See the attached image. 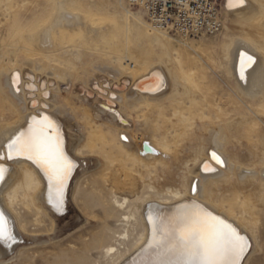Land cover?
<instances>
[{"label": "rangeland", "instance_id": "374dc122", "mask_svg": "<svg viewBox=\"0 0 264 264\" xmlns=\"http://www.w3.org/2000/svg\"><path fill=\"white\" fill-rule=\"evenodd\" d=\"M19 1L25 2L26 8L28 9L25 12L21 13L22 17L19 20H17V18L14 17L15 14H13L11 20H9L6 23L4 15H3V10L0 9V30H2V32L4 33V38H3L4 39V46H3L4 49L0 50V63H1L0 70L3 69L2 67H4L10 59L9 65H10V70L13 71L12 77L17 73L19 74L18 83L16 84L12 83V85L16 89L21 90L23 88V84L21 82L23 79L30 83L29 85V83L25 81V83L27 84L26 92H28L29 94V98H30L29 101L32 102L31 107H33V105H36L35 106L36 109L37 108L40 109L42 108V106L45 105L46 106L45 108H48V110L50 111L49 112L46 109V113L50 116L53 115L56 121H59V122L63 121L64 123L67 121V123L69 122L70 124L73 125V119L74 120L76 119V121H78L79 124L82 125V127H87L88 119L86 115V110L90 109L89 102H91V104L93 103L94 105L97 101H99L98 96L102 94L106 96L105 90H107V88L109 91L112 90L113 93L115 91H118L116 90V87L118 86L117 80H112L113 78L110 76V75L112 76L114 75L113 67H115V66H112L111 62L109 61L112 53L119 54L120 56L126 57V60L124 62L126 66L128 65H129L128 67L136 66V68H139V73H142L143 68L140 69V67H138L137 60L134 59V55L132 54L133 51L140 49L141 44L139 43L138 40L136 41V38L135 40L132 38V41H129V39L131 40V38L125 35L123 30H121V27L119 26L120 13L124 12V10L118 11L117 8H115L114 6L108 5V4L106 5V0H66V1L61 0L60 2L61 5L59 4L60 6L58 4H54L53 2L54 0H19ZM221 1L226 3L227 0H221ZM124 3L127 6L130 5L128 0H124ZM128 8L131 12L136 13V14H138V12L140 11L139 14H141L143 21L147 23L150 27L148 28V31L152 33L154 32V30L151 28V24L146 14L142 12L143 10H140L137 8H131L130 6ZM56 10H58V12ZM64 10L66 11V13ZM62 13H65V14H62ZM69 15H71L73 20L71 17H69ZM61 16H63L64 18ZM227 18H228V12H227V9H225L224 29L221 34L216 35V36H212V37L203 36V37L193 38V37H183V36L176 35V34L166 35L167 37L172 39V42L175 47V51L177 54H179V56H181L182 61H183V66L181 68H177V69L174 68L173 71H171L172 73H171V77L169 80H171V78H172L171 81H175L177 79L176 82H178V84L182 85V87L185 85L184 87L185 89L188 90L187 92L188 95L187 96L183 95L184 98L182 97V95H179L178 96L179 98L176 99V103H174L173 101L174 99L173 95L175 92L174 84L173 83L171 84V81L168 80L170 84H168L166 88L163 90L165 96L160 98L158 100L159 102L157 101L156 103L151 104V106L153 105L152 107L150 106L151 109L149 108L146 109L147 105L144 101L136 102L134 105V103L129 102L128 100L126 101L124 98L122 99L120 98L119 100L121 101L117 103L116 100L112 98L111 96L109 98L110 99L109 104L112 103L111 105H113L114 103H117L118 106L121 104L120 110L122 111L121 112L122 118H124L125 123L128 122V124L130 125L129 126L127 124L129 127L128 133L132 131L128 135L131 137V135L133 134L134 136L132 135V139L133 140L136 139L134 141V146L128 147L126 149L128 151L126 152L121 151V149L119 148V141H118V132H117L118 128L115 127L114 125L110 126V124L106 122V118H104L103 119L104 124L102 126V130H103L102 134L101 135L94 134L92 136V139L89 141V143H86L87 148L84 149V153L88 155L91 159V166L89 165V169L91 171L88 169L87 170L88 173L85 174L86 170L83 172L81 168L78 169V173H77L78 175L75 180L76 182H73L72 183L73 186L71 185V187H69V191H71L70 190L71 188H72V191L70 193V198H69L70 202L68 206V211L67 213L64 214L65 217L59 219L60 221H58V219L57 221L55 220V223H54L53 221H51L52 218L45 220L42 216H36L34 213L29 212L28 210H25L22 207V205L21 206L19 205L16 209L19 215V226L20 227L22 226L21 227L22 230L20 229L21 235L23 236V240L21 241V243L25 242L23 244L26 246L20 243L19 246L16 247V249L14 250L12 258L10 259L11 261L8 260V262L7 261L1 262L2 264H116L124 255H126L129 252L131 248L132 239L137 238L139 235H141L142 227H137L135 225L134 220H131L130 222H126L125 216H128L130 214L129 209L122 211L117 208V206L114 204L113 194L111 193L110 190H108L106 185L112 184V186H114V189H115L114 191L118 193L119 198L121 197L129 198L130 196L129 199L131 200L133 199V196L135 195V193L141 192L144 189L142 187H144L146 183L147 184L149 182H152L153 184L156 183L155 186L157 185L158 187H160L161 185L167 183L168 180L169 181L172 180V177L177 174L176 169L178 168V165L176 163V159L179 157V155L181 157L184 155L185 157L189 155V152H190L189 150L191 147L190 145H192V143L194 142L192 138L193 133L198 131V129L199 131H201V128L205 123L204 120L202 121V118L204 117L207 118L208 116L214 118V117H217L216 115L218 114L223 116L225 114L230 115L234 113V110L238 107L237 106L238 100L235 94L222 80L224 77L223 75L224 72H223V68L221 64L222 62L220 58L221 57V54H220L221 43L225 41V36L227 34L234 35L235 37L244 36V34L241 31H239L237 28L235 29L234 27H231L230 32H228L227 31V27H228ZM58 23L60 24V26ZM225 23L227 24L225 25ZM113 28L115 30H113ZM64 30H66L68 33L64 32ZM245 30L247 31L245 35H248V33H252L251 29L246 28ZM38 35H40V38ZM116 37L117 38L121 37V38H118L119 40H117ZM135 42L136 44L137 43L138 44L136 45ZM7 43L9 44L11 43L15 46L10 44V46L12 47L9 46V48H5ZM184 43L185 45L191 47L192 49L196 50L199 54H201L203 59L206 61V64L202 62L195 63L193 59V56L195 54L189 50L190 48H186L183 45ZM89 44L91 45V47L88 46ZM80 45H83V47ZM18 49H19V52H17ZM78 55H82V60L84 62L82 60H77ZM5 56L6 58H4ZM13 56H14V59H13ZM2 64H4V66ZM29 64H30V67H29ZM97 65L100 67V69H98L99 67H97ZM104 65L107 66V68ZM101 67L102 68L105 67V68L101 69ZM43 68L45 71L47 70L46 73L44 70H42ZM28 70L29 72L31 71L30 72L31 74L27 72ZM32 75L34 76V78ZM88 75L90 77H88ZM59 76L60 78L57 79V77ZM101 78L102 79L104 78V80H102ZM41 79L43 80L41 81ZM50 79L51 81L52 80L53 81L51 82ZM37 80L41 82L39 83ZM60 82H63V83L61 84ZM94 82H96V84ZM100 82L103 84V86ZM30 86L32 87V89H29ZM169 88L171 89V91H169L170 90ZM29 91H31V93ZM59 91L60 92L62 91V93H60ZM42 97H44L45 99H47L48 97L49 98L45 100ZM170 99L172 101H170ZM61 102H63V104ZM102 102L106 103V100L102 99ZM178 102L179 103L181 102V104H179ZM167 103L168 104L170 103V104L168 105ZM59 104L60 105L62 104L61 107ZM173 104L175 105L176 108L174 107ZM57 105L59 106V108ZM219 106H220V109H219ZM52 107H55V108H52ZM138 107L140 109H138ZM263 108H264V105L260 109L264 111ZM175 109L181 111V113L183 114H184L183 111L186 110L185 114L186 115L189 114L187 116H190L189 118L190 120H192V117L194 118L200 115L198 118L196 117L193 119L192 122L194 123L190 121L189 125H193V126L195 125L193 130H190L189 128L187 130L186 128L187 126L185 127L184 124H181V125L176 124L174 126V123H172L170 118L172 116L171 113ZM148 110H150V112L152 113L148 112ZM208 110L212 112L209 113ZM221 110H224V111H221ZM63 111L65 113H63ZM5 114L9 115L11 114V112L6 111ZM144 114L145 116L146 115L147 116L145 117ZM155 114H156L157 119H154ZM212 114H214L215 116ZM78 115H80L81 120L79 119ZM142 115L144 118H142ZM130 116H132V120ZM126 117L130 119L128 120ZM133 117H134V120H133ZM136 117L138 119H135ZM199 119H200V122H199ZM136 120L137 121L140 120L138 122L139 125L136 122ZM167 121L169 123H167ZM175 127L177 128L175 129ZM150 128L153 129V131ZM184 128H186V130ZM136 131H138V133ZM170 131L173 132V134ZM66 132L70 134L71 129L67 128ZM152 132H153V135L150 134ZM177 133L179 134V136ZM142 139H143V142H142ZM179 140L181 141L179 142ZM151 141L153 144H155V145L152 144V147L155 150V154H153V158H151V162L149 164H146V163L140 164L139 157L143 153L141 148L145 146L147 143L149 145ZM143 143H146V144H143ZM97 144H98V147H97ZM108 145L110 147H107ZM163 145L165 146L164 150L167 149L166 147L168 146L167 157L165 156L166 154L165 152L167 150H165V152L163 151V147H164ZM169 145L171 146L170 148H169ZM136 147H139V148L136 149ZM159 147L161 150L159 149ZM105 148H106V151L104 150ZM107 148H109L110 150ZM171 148H173L176 151V153L175 151H173V149L172 151L169 150ZM228 148L231 150L234 147L229 146ZM162 151L164 153H162ZM127 153H129V157ZM125 157H127V159L129 158V160L131 159V161L130 162L129 160L126 161ZM155 158L156 159L158 158V160H156ZM133 159L136 160L134 161L135 163H132ZM98 161L102 163V166L101 165L99 167L97 166ZM155 161H159V162L155 163ZM162 163H164V166ZM125 166H127L128 168L132 167L131 169H134L135 173H134V170L130 171L129 169H126L127 167L125 168ZM169 166L170 168L172 167V173L170 172V168H168ZM174 171L176 172L174 173ZM114 173H116L115 174L116 176L114 175ZM151 175L153 177L152 181L149 180V176ZM137 176L139 177L137 178ZM160 176L162 177L164 176L163 178L161 177L163 181L160 180ZM158 178H159V181H158ZM155 179H156V182H155ZM159 182H161L162 184ZM122 183L124 184L122 185ZM140 183H143V184H140ZM75 186L77 187L75 188ZM221 187H222L221 185L217 186V190L221 191L222 189ZM132 188L134 189L133 193L131 191ZM74 191H77L76 196H75ZM124 191L126 193H124ZM68 196H69V192H68ZM221 200H222L221 196L218 195L216 197V201L221 202ZM228 200H229V203H226ZM222 202H223V207L226 210L227 209L230 210V212H232L234 215L238 212L235 216L240 218L241 220V216L240 215L237 216L240 213L239 212L240 210H239V206L236 203V199L233 195L229 197L228 199H223ZM24 228L26 231L24 230ZM125 233H129L130 240H126V244L120 246V243L122 242V238ZM256 237H257L256 245H255L254 240H252V245H253V248H256L257 251L250 256L246 264H264V214H261L259 216V222L257 223ZM49 239H51L52 241H50ZM112 247L116 248L118 250V253L111 254V252H109V248H112Z\"/></svg>", "mask_w": 264, "mask_h": 264}, {"label": "bare ground", "instance_id": "6f19581e", "mask_svg": "<svg viewBox=\"0 0 264 264\" xmlns=\"http://www.w3.org/2000/svg\"><path fill=\"white\" fill-rule=\"evenodd\" d=\"M128 1L130 4L129 6L131 8H137V9L143 10L142 12L146 14V12L144 11L143 8L138 7L137 4H134L130 0H128ZM53 2H54V4L59 5L61 0H54ZM107 4L114 6L115 8H117L118 11L124 10V12L120 13L119 26L121 27V30H123L125 35H127V36H129V38H131V40L129 39V41H132V38L134 40L136 38V41L138 40L139 43L141 44L140 49L133 51L134 53L132 52V54L134 55V59L137 60L138 67H140V69L143 68L142 73H139V68H136V66H132V67L131 66L128 67L129 65L126 66V64L124 63L126 60V57L120 56L119 54L112 53L109 61L111 62V65L115 66V67H113L114 68V72H113L114 75L113 76L110 75V76L113 78L112 80H117L118 86L116 87V90H118V91H115L113 93L112 90L109 91L107 88V90H105L106 96H104L101 93L102 95L98 96L99 101H97L94 105H93V103L91 104V102H89L90 109L86 110V115H87V119H88V123L86 122L87 127H82V125H80L79 122L76 121V119L75 120L73 119V125H72L69 122L67 123V121L65 123L63 121H60V122L56 121L53 115L52 116L49 115L57 123V125L61 129L62 135L64 138L65 151L68 154V156L70 157V159H72L76 164V167H75L70 179L67 181V187L65 190V205H64V211L62 213L55 212L51 208V206L47 203V180L44 178L43 174L39 171V169H37L30 161L22 160V159L17 160V161H7V160L2 161L3 163L6 164L7 167L10 168V173H9V175L6 176L5 182L3 184H0V211H4L5 214L8 216V218L10 219V221L12 222L14 234L17 237L18 243L15 244L12 249H7L4 246L0 245V263L6 262V261L8 262V260H10L12 258L13 253H14V250L16 249V247L19 246V244L23 240V236L21 235V232H20V229L22 230V228H21L22 226L21 227L19 226V215H18V211L16 208L19 205L20 206L22 205V207L25 210H28L29 212L34 213L36 216H42L45 220L52 218L51 221H53L54 223H55V220L57 221V219H58V221H60L59 219L65 217L64 214L67 213V211H68V206H69V202H70L69 198H70V193L72 191V188L70 189L71 191H69V187H71L73 182H76L75 180H76V177L78 175L77 174L78 169L81 168L83 172L86 170L85 174H87L88 173L87 170L89 169V165L91 166L90 157L84 153V149L87 148L86 143H89V141L92 139V136L94 134H99V135L102 134V132H103L102 126L104 124L103 119L106 118V122L108 124H110V126L114 125L115 127L118 128L117 132H118L119 148L123 152L128 151L126 149L128 147L134 146V141L136 139L135 140L132 139L133 134L131 135V137L128 135L132 131L130 130L131 132L128 133V128H129L128 125L129 124H128V122L125 123L124 118H122V114H121L122 111L120 110L121 104L119 106L117 104L118 102L121 101L119 99L124 98L126 101L128 100L129 102L134 103V105L136 102H143L144 101L147 105L146 109H148V108L151 109L150 108L151 104L156 103L160 98L165 96L163 90L166 88V86L168 84H170L168 82V80L171 77V73H172L171 71H173L174 68L177 69V68H181L183 66L182 58H181V56H179V54L176 53L172 39H170L169 37L166 36L167 34H171V33L154 27L150 21L149 22L151 24V28L154 30V32L153 33L149 32L148 28H150V27L147 23H145L143 21L141 14H139L140 11L138 12V14L131 12L128 8L129 6H127L124 3V0H106V5ZM225 4L227 7L225 6ZM223 6H224V9H227V12H228L227 31L230 32V28L234 27L235 29L237 28L239 31H241L244 34V36H240V37H235L234 35L227 34L225 36V41L223 43H221V52H220V54H221L220 58H221V62H222L221 64H222V68H223V72H224V74H223L224 77L222 80L231 89V91L235 94V96L237 97V100H238L237 106L238 107L234 110V113H232L230 115L225 114L226 116L225 115L222 116V115L218 114V115H216L217 117H214V118L209 117V116L207 118H205V117L202 118V121L204 120L205 123L202 126L201 131H199V129H198V131L193 133L192 138H193L194 142L192 143V145H190L191 147L189 146L190 147L189 155L186 157H185V155L182 157L179 155V157L176 159V163L178 165V168L176 167L177 168L176 169L177 174L172 177V180H170V181L168 180L167 183L161 185L162 183L159 182V183H161L160 187H158L157 185H156L157 186L156 187L155 186L156 183L155 184H153L152 182H149L148 184L146 183L144 187L141 186L144 189L141 192L135 193L132 200L129 199L130 196H129V198H126V197L125 198H122V197L119 198L118 193L116 191H114L115 190L114 186H112V184H110L111 186L109 184L106 185L108 190H110L111 193L113 194L114 204L117 206V208L119 210H122V211L129 209L130 214L128 216H125L126 222H130L131 220H134L135 225L137 227H142L141 235H139L137 238L132 239L131 248H130L129 252L126 255H124L116 264H141V261L143 260V254H142L143 248L146 246L148 240L151 239L152 225L148 222V217L150 214H154V213L158 212L165 217L172 216L177 211L178 207H180L186 203L190 204L192 202H198L199 204L204 206L207 210H209L213 214L219 215L222 218L226 219L228 222H230L234 226H236L242 235H245L249 239L250 248H249L245 258L243 259L242 264H246L248 262L250 256L257 251L256 248H253L252 240L255 241V245H256L257 223L259 222V216L261 214H264V111L262 109H260L264 105V0H245V4L243 6L233 5L231 7L229 6V0H227L226 3L223 2ZM0 9L3 10V15H4L6 23L9 20H11L13 14H15L14 17L17 18V20H19L22 17L21 13L28 10L26 8V3L23 1H19V0H0ZM56 11L58 12V10H56ZM65 13H66V11H65ZM65 13H62V14H65ZM55 16H56V14H55ZM61 17H63V16H61ZM69 17H71V15H69ZM72 20H73V18H72ZM65 21H66V19H65ZM227 23H225V25ZM52 24H53V22H52ZM65 25H67V24H65ZM59 26H60V24H59ZM246 28L251 29L252 33H248V35H245L247 33V31L245 30ZM61 30H63V29H61ZM113 30H115V29L113 28ZM254 31H255V33H254ZM64 32H67V31L64 30ZM222 32H223V30L219 34H221ZM176 35H179V34H176ZM38 36L40 38V35H38ZM180 36H182V35H180ZM183 37H190V36H183ZM3 38H4V33L2 32V30H0V50L4 49L3 48V46H4V39ZM118 38H121V37H118ZM118 38H117V40H119ZM49 39H51V38H49ZM123 39H125V38H123ZM129 41H128V43H129ZM10 44L7 43L5 48H9ZM135 44H136V42H135ZM11 45H13V44H11ZM83 45H80V46L83 47ZM93 45H95V44H93ZM183 45L186 48H190L189 50L195 54L194 55L195 57L193 56L195 63L202 62V63L206 64V61L203 59L201 54H199L196 50L192 49L191 47L185 45V43ZM13 46H15V45H13ZM88 46L91 47L90 44ZM10 47H12V46H10ZM17 52H19V49ZM21 52H23V51H21ZM241 52H247L248 54L255 57V63L252 64L251 67H249L247 69H242L241 59H240V53ZM74 55H75V53H74ZM11 56H12V54H11ZM31 56H33V55H31ZM41 57H42V55H41ZM4 58H6V56ZM13 59H14V56H13ZM2 60H4V59H2ZM77 60H82V55H78ZM9 61H10V59H9ZM9 61L5 66H4V64H2L4 67H2L3 68L2 70H0V154H3L5 156L7 153V149H6L7 141L9 139L13 138L14 135L17 134L19 131L26 130L27 124L31 122L30 117L37 116L39 118V116L47 114L46 109L48 110V108H45L46 107L45 105L42 106V108H40V106H39L40 109H38V108L36 109V107H31L32 102L29 101V99H30L29 94H28V92H26V90H27L26 89L27 84L25 83L26 80L23 79L21 81L23 84V88L19 91H17L16 88L12 85V79L11 78H12V72L13 71L10 70ZM101 61H103V60H101ZM2 62H4V61H2ZM17 62H19V61H17ZM39 62H40V60H39ZM11 63H12V61H11ZM19 63H21V62H19ZM34 63H35V61H34ZM37 63H38V61H37ZM98 63H96V64H98ZM86 64H88V63H86ZM59 66H61V65H59ZM16 67H14V68H16ZM29 67H30V64H29ZM97 67H99V66L97 65ZM105 67L107 68V66H105ZM104 68L101 67V69H104ZM94 69H96V68H94ZM98 69H100V67ZM24 70H25V68H24ZM42 70H44V68ZM111 70H113V69H111ZM46 71H45V73H46ZM27 72H29V70ZM242 74L245 77L243 80L240 78ZM174 76H176V75H174ZM88 77H90V76L88 75ZM33 78H34V76H33ZM59 78H60V76L57 77V79H59ZM154 78H158V81H159L158 87H153V84L156 83V80H154ZM44 79H46V78H44ZM42 80L43 79H41V81ZM102 80H104V78ZM171 80H172V78H171ZM171 80H169V81H171ZM176 80L171 81V84L172 83L174 84V91H175L174 95H173L174 99L171 98V99H173L174 103H176V99L179 98L178 97L179 95H182L183 98H184V96L188 95V93H187L188 90L185 89V87H184L185 85L183 86L184 87L183 88L182 85H180V84H178V82H176ZM50 81H51V79H50ZM27 83H29V82H27ZM60 83L62 84L63 82H60ZM94 83L96 84V82H94ZM112 83H113V81H112ZM29 85H30V83H29ZM102 86H103V84H102ZM98 87H100V86H98ZM109 88H111V87H109ZM29 89H32V87L30 86ZM31 91H29V92L31 93ZM169 91H171V89ZM60 93H62V91ZM111 96H112V98H114L116 100L117 103L113 102L114 103L113 105H111L112 103L109 104L110 103L109 98ZM195 96H197V95H195ZM35 98H37V97H35ZM42 98H44V97H42ZM101 98L105 99L106 103H103ZM112 98H111V100H112ZM188 98H189V96H188ZM190 98H192V97H190ZM47 99H45V100H47ZM54 99H53V101H54ZM171 99H170V101H172ZM40 100H41V98H40ZM164 100H166V99H164ZM68 101H69V99H68ZM33 102H34V100H33ZM160 102H161V100H160ZM57 103H58V101H57ZM61 103L63 104V102H61ZM69 103H71V102H69ZM160 104H162V103H160ZM179 104H181V102ZM61 105H60V107H61ZM196 106H197V104H196ZM10 107H11V109H10ZM49 107H50V105H49ZM174 107H175V105H174ZM52 108H55V107H52ZM58 108H59V106H58ZM131 108H133V107H131ZM138 109H140V108L138 107ZM219 109H220V106H219ZM60 110H61V108H60ZM6 111H10L11 114H9V115L5 114ZM126 111H128V110H126ZM154 111H155V109H154ZM185 111L186 110L183 111L184 112V114H183V113H181V111H179L177 109L173 110V112L171 113L172 116H171L170 120L172 121V123H174V126L176 124H180V125L184 124L185 127L187 126L186 127L187 130H188V128L190 130H193L195 125L193 126V125H189V124H190V121L192 122L193 119L196 118L197 116L194 118L192 117V120H190L189 119L190 116H187L189 114L186 115ZM221 111H224V110H221ZM148 112H150V110H148ZM169 112H171V111H169ZM208 112L211 113L212 111L210 112L208 110ZM63 113H65V112L63 111ZM143 113H144V111H143ZM150 113H152V112H150ZM73 114H74V112H73ZM145 114H144V116H145ZM198 114H196V115H198ZM80 115H78L79 119H80ZM212 115H214V114H212ZM82 116H84V115H82ZM130 117L132 120V116H130ZM134 117H133V120H134ZM137 117L135 119H138ZM139 117H141V116H139ZM154 117H155L154 119H157L156 114ZM142 118H144L143 115H142ZM63 119H61V120H63ZM87 119H86V121H87ZM127 119L129 120L130 118H127ZM200 119H199V122H200ZM84 120H85V118H84ZM164 120H165V118H164ZM167 120H169V119H167ZM139 121L136 120L137 123ZM83 123H85V122H83ZM137 123H135V124H137ZM167 123H169V122L167 121ZM192 123H194V122H192ZM138 125H139V123H138ZM67 128L71 129L70 134H68L66 132ZM176 128L177 127H175V129ZM186 128H184V129L186 130ZM151 130L153 131V129H151ZM163 130H164V128H163ZM157 131H158V129H157ZM136 132L138 133V131H136ZM171 133L173 134V132H171ZM150 134L153 135V132ZM122 136H124L126 140H122V138H121ZM178 136H179V134H178ZM94 138H96V137H94ZM158 138H159V136H158ZM163 140H165V139H163ZM152 141L149 143V145H148V143L147 144L143 143V144H146L145 146H148L149 148L153 149ZM180 141L181 140H179V142ZM142 142H143V139H142ZM162 142H164V141H162ZM154 143H156V142H154ZM165 143H167V142H165ZM102 145H104V144H102ZM153 145H155V144H153ZM90 146H88V147H90ZM145 146H143L142 148L140 147L142 152L144 153V154L142 153V155L139 157L140 158V160H139L140 164H145V163L149 164L151 162V158H153V152H151V151L146 152L144 149ZM229 146L230 147L233 146L234 148H232L230 150L228 148ZM97 147H98V144H97ZM107 147H110V146L108 145ZM170 147L171 146L169 145V148ZM137 148H139V147H136V149ZM164 148H165V146L163 147V151L165 152V150H167L165 152L166 153L165 156L167 157L168 146L166 147L167 149L164 150ZM174 148H175V146H174ZM177 148H176V150H177ZM107 149H109V148H107ZM159 149H160V147H159ZM172 149L173 148H171L169 150L172 151ZM104 150L106 151V148ZM163 151H162V153H164ZM173 151H175V150L173 149ZM213 151H215L217 153V155H219L220 158L224 161L223 165L216 164L215 161L212 160L211 152H213ZM109 152H107V153H109ZM162 153H160V154H162ZM175 153H176V151H175ZM127 154L129 157V153H127ZM132 155H133V153H132ZM173 155H174V153H173ZM125 158H126V161L129 160V158L128 159H127V157H125ZM159 158H160V156H159ZM156 160H158V158ZM160 160H162V159H160ZM168 160H169V158H168ZM172 160H174V159H172ZM130 161H131V159L129 160V162ZM134 161H136V160L133 159L132 163H135ZM157 162H159V161H155V163H157ZM112 163H114V162H112ZM170 163H171V161H170ZM162 164L164 166V163H162ZM205 164H207L210 168L214 169V171H204V165ZM100 165L102 166V163L100 161H98L97 166L99 167ZM103 165H104V163H103ZM166 165H168V164H166ZM126 167L127 166H125V168ZM131 168L132 167H130V168L127 167L126 169L133 171L134 169H131ZM168 168H170V166ZM176 171H174V173ZM158 172H159V170H158ZM170 172L172 173V167L170 168ZM134 173H135V170H134ZM85 174H84V176H85ZM115 174L116 173H114V175ZM166 174H168V173H166ZM115 176H113V177H115ZM138 177L139 176H137V178ZM161 177L162 176H160V180L163 181L162 178L164 176L162 178ZM234 178H235V180H234ZM80 179H81V177H80ZM165 179H167V178H165ZM149 180H151V181L153 180L152 175L149 176ZM232 180H234V181H232ZM158 181H159V178H158ZM155 182H156V179H155ZM105 183H106V181H105ZM123 184L124 183H122V185ZM140 184H143V183H140ZM194 185L197 188V191H195V192L192 191V188ZM219 185L222 186L221 187L222 189L220 188L221 191L217 190V186H219ZM76 187L77 186H75V188ZM133 187H135V186H133ZM133 190L134 189L132 188L131 189L132 193L134 192ZM68 192H69V196H68ZM74 192H75V196H76L77 191H74ZM124 193H126V192L124 191ZM124 195H126V194H124ZM127 195H129V194H127ZM218 195L221 196V199H222L221 202L216 201V197ZM232 195L235 197L236 203L239 206V210H240L239 212L240 213L237 216L240 215L241 220H240V218L235 216L238 212L234 215L232 212H230V210L227 209L229 211L228 212L223 207V202H222L223 199H228ZM226 203H229V200ZM35 222H36V220H35ZM56 227H57V225H56ZM24 230H25V228H24ZM51 234H52V232H51ZM49 240L52 241L51 239H49ZM126 240H130L129 233L124 234V236L122 238V242L120 243V246L125 245ZM23 243H25V242H23ZM23 243H21V244H23ZM24 246H26V245H24ZM17 252H19V251H17ZM109 252H111V254H116V253H118V250L116 248L112 247V248H109Z\"/></svg>", "mask_w": 264, "mask_h": 264}, {"label": "snow or ice", "instance_id": "6c2138e0", "mask_svg": "<svg viewBox=\"0 0 264 264\" xmlns=\"http://www.w3.org/2000/svg\"><path fill=\"white\" fill-rule=\"evenodd\" d=\"M244 4L245 0H229L230 7ZM240 59L242 69L255 63V57L247 52H241ZM240 78L245 77L242 74ZM11 79L13 84L18 83L19 74ZM154 80L153 87H158V78ZM30 121L26 130L7 141L6 156L0 154V184L10 173L2 161H30L47 180V203L62 213L67 181L76 164L65 151L61 129L49 115L32 116ZM149 150L155 154L154 149ZM211 158L216 164H224L215 151ZM204 171L214 169L205 164ZM192 191H197L195 185ZM148 222L152 225L151 239L143 248L141 264H242L250 248L249 239L236 226L198 202L183 204L172 216L150 214ZM17 243L12 222L0 211V245L12 249Z\"/></svg>", "mask_w": 264, "mask_h": 264}, {"label": "built area", "instance_id": "2783aa9c", "mask_svg": "<svg viewBox=\"0 0 264 264\" xmlns=\"http://www.w3.org/2000/svg\"><path fill=\"white\" fill-rule=\"evenodd\" d=\"M143 8L151 24L171 34L216 36L224 28L221 0H130Z\"/></svg>", "mask_w": 264, "mask_h": 264}, {"label": "water", "instance_id": "95a60500", "mask_svg": "<svg viewBox=\"0 0 264 264\" xmlns=\"http://www.w3.org/2000/svg\"><path fill=\"white\" fill-rule=\"evenodd\" d=\"M121 138H122V140H126L124 136H122ZM144 149H145L146 152H149L150 151L148 146H145Z\"/></svg>", "mask_w": 264, "mask_h": 264}]
</instances>
